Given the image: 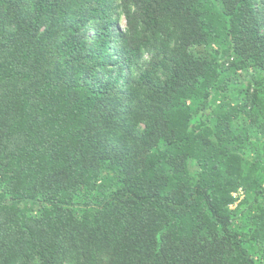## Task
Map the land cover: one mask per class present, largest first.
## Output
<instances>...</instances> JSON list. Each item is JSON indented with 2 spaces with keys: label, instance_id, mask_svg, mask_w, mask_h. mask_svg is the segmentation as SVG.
I'll return each instance as SVG.
<instances>
[{
  "label": "trees",
  "instance_id": "trees-1",
  "mask_svg": "<svg viewBox=\"0 0 264 264\" xmlns=\"http://www.w3.org/2000/svg\"><path fill=\"white\" fill-rule=\"evenodd\" d=\"M0 264H264V0H0Z\"/></svg>",
  "mask_w": 264,
  "mask_h": 264
},
{
  "label": "rangeland",
  "instance_id": "rangeland-1",
  "mask_svg": "<svg viewBox=\"0 0 264 264\" xmlns=\"http://www.w3.org/2000/svg\"><path fill=\"white\" fill-rule=\"evenodd\" d=\"M122 26H123V27L126 26V21H125L124 18L122 19ZM236 196H237V197H240V198H243V197H244L243 192L237 193Z\"/></svg>",
  "mask_w": 264,
  "mask_h": 264
},
{
  "label": "built area",
  "instance_id": "built-area-1",
  "mask_svg": "<svg viewBox=\"0 0 264 264\" xmlns=\"http://www.w3.org/2000/svg\"><path fill=\"white\" fill-rule=\"evenodd\" d=\"M235 196H236V194H235Z\"/></svg>",
  "mask_w": 264,
  "mask_h": 264
}]
</instances>
